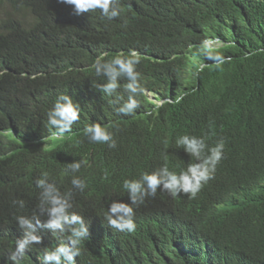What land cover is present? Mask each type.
Instances as JSON below:
<instances>
[{
  "label": "trees",
  "instance_id": "obj_1",
  "mask_svg": "<svg viewBox=\"0 0 264 264\" xmlns=\"http://www.w3.org/2000/svg\"><path fill=\"white\" fill-rule=\"evenodd\" d=\"M2 6L8 8L0 36V264H14L2 260L24 234L18 216L35 212L41 225L49 218L38 207L36 186L46 158L26 142L47 133L49 107L61 93L81 105L82 123H101L113 134L115 148L90 142L83 130L69 145L79 156L116 159L124 203H131L125 179H139L164 161L180 163L179 136L225 140L218 171L196 197L158 188L133 206L132 234L106 230L104 212L73 194L69 211L91 229L83 264H264V0H121L113 20L99 9L77 14L61 0H0ZM217 38L222 46L205 47ZM33 39L41 41V55L31 49ZM121 52L140 57L143 89L171 103L155 107L143 92L133 114L116 111L117 97L128 99V81L121 78L115 93L104 94L97 85L105 78L93 65ZM209 53L226 62L217 68ZM191 57L204 66L183 92ZM7 131L16 140L7 139ZM45 229L37 227L41 242L19 264H41L51 249Z\"/></svg>",
  "mask_w": 264,
  "mask_h": 264
},
{
  "label": "clouds",
  "instance_id": "obj_2",
  "mask_svg": "<svg viewBox=\"0 0 264 264\" xmlns=\"http://www.w3.org/2000/svg\"><path fill=\"white\" fill-rule=\"evenodd\" d=\"M61 2L74 6L77 14L99 9L108 20L117 18L121 11V0H61ZM2 8L8 7L2 6L0 9ZM4 34L5 25L0 19V36ZM204 45L207 49H216L222 46V41L219 38L207 39ZM31 49L35 54L41 55V41L31 40ZM207 58L214 61L217 68L226 62V58L220 53H209ZM139 63V56H126L121 52L108 60L103 56L98 57L93 65L95 75L105 78V83L97 85L104 94L111 96L115 93L121 78L128 81L125 86L128 99L123 101V97H117L116 100L119 105L116 111L120 114H133L138 107L136 96L143 92L155 107L171 103L170 98L143 89L139 82L140 73L136 70ZM202 66L203 63L200 67ZM57 96L52 101L45 120L47 133L43 131L38 134V140L26 142V145L40 147L46 158V172L36 180V186L41 190V204L38 207L42 212L46 210L49 218L41 225L40 217L35 212L31 216H18L17 223L24 234L22 238L17 239L16 247L12 243L2 261L19 264L26 250L33 244L41 242L42 237L37 234V227L43 226L46 227L45 232L50 238L51 249L44 252L41 264H83L82 255L90 241L87 238L89 233L91 234V229L82 216L69 211L73 206L71 203L73 194H82L94 207L104 212L108 221L104 226L106 230L115 234H132L136 231L133 206L142 204L146 197H155L158 188L168 191L173 197L184 193L190 198H195L203 185L214 178L220 167L219 163L223 160L225 149L223 138L216 141L195 135L179 136L175 143L177 147H181L180 163L172 165L164 161L161 163L164 166L159 165L150 173H142L139 179H125L122 187L127 190L131 203L121 202L119 193L121 191L123 193V190L118 185L119 180L117 182L115 180L120 175V166L116 159L100 162L93 153L79 156L70 151L69 145L76 133L83 130L90 142L106 143L108 147L115 148L113 134L101 123H82L81 105L64 93ZM180 99L182 97H178L177 102ZM8 134H11L12 138H9ZM5 135L7 139L16 140L13 131H7ZM18 203L21 208L24 207L22 200Z\"/></svg>",
  "mask_w": 264,
  "mask_h": 264
},
{
  "label": "rangeland",
  "instance_id": "obj_3",
  "mask_svg": "<svg viewBox=\"0 0 264 264\" xmlns=\"http://www.w3.org/2000/svg\"><path fill=\"white\" fill-rule=\"evenodd\" d=\"M3 12H4V10H2L0 12V19L3 16ZM202 63H203V60L201 58H197V57H191L190 58L189 67L187 68V71L185 72L186 90H184L183 92H186L191 87V85L193 83L195 70L197 67L199 68V66ZM8 137L12 138L11 134H8ZM56 143H57V141L54 142V144H56Z\"/></svg>",
  "mask_w": 264,
  "mask_h": 264
},
{
  "label": "bare ground",
  "instance_id": "obj_4",
  "mask_svg": "<svg viewBox=\"0 0 264 264\" xmlns=\"http://www.w3.org/2000/svg\"><path fill=\"white\" fill-rule=\"evenodd\" d=\"M3 10H5V8ZM21 10H24V9H21ZM0 12H1V9H0Z\"/></svg>",
  "mask_w": 264,
  "mask_h": 264
}]
</instances>
